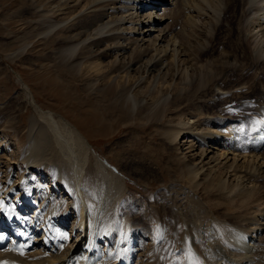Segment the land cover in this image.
Returning <instances> with one entry per match:
<instances>
[{"label":"rangeland","instance_id":"374dc122","mask_svg":"<svg viewBox=\"0 0 264 264\" xmlns=\"http://www.w3.org/2000/svg\"><path fill=\"white\" fill-rule=\"evenodd\" d=\"M87 2L86 0H0V184L2 185L0 193L3 191L0 197L4 204L5 202L7 204V200L21 204L23 203L21 196L29 191L30 186H34L31 187L33 190L35 188L34 192L39 190L43 196H40V193L38 195L37 192L33 193L32 201L39 204V210L42 207L48 208V210L46 208L47 211H42V220L53 216L58 218L62 216V213L72 211L71 221L79 219L78 221L80 223L84 221L82 225L87 227L92 224L95 230L90 226L93 228L89 229L90 234L93 233L91 234L93 237L103 235L105 240H107L105 238L107 232L106 235H111L110 238L114 237V241H118L119 237L121 239V235L123 241L125 239V242L129 241L130 229L132 225H135L132 223H138L148 230L152 237L145 242L142 240L144 245L149 243L143 246L144 250L152 248L156 242L159 244L161 237H163L162 241L165 237L171 239L173 231L184 232L183 220L180 221V225H174V220L171 221V211H168L166 207L167 203L176 200L182 204V207L184 206L183 211L192 218L195 224L194 229L199 231L195 233L206 240H216L220 235V220L232 210L224 207L227 198L214 190L218 185L214 178L208 177L206 181L195 178L192 182L186 177L189 170L187 158L198 161L200 154L198 143L189 153L190 149L186 150L189 146L188 141H184V138L188 140L189 137L185 135L183 138L180 135L182 138L179 143L171 144L163 132L169 125L183 126L180 121H187L188 118L192 122L190 124H193L194 120L204 124L217 119L218 116L246 114L251 110L250 107L233 105L235 101L231 96L234 92L228 94V97L226 95L222 102L214 100L217 96L213 95V89L197 90L196 93L191 90L193 94H196V98H191L194 97L191 91L189 95L183 92L184 96L185 94L188 97L191 96V100L186 99L187 103L185 100L183 106L180 105V110L175 112L172 109L173 95H175L173 89L160 84V82L163 83L168 68L162 72L161 77L160 74L149 76L141 87V92L140 88L135 86L138 82L129 92L136 100L147 98V104L142 109L137 105V101L128 99L126 105L123 100L121 102L102 91H96L89 77L83 75L85 71L80 72L69 68L68 64L60 61L61 58H55L58 41L65 36V33L60 30L61 27L66 28L77 23L87 12ZM166 5L171 8L173 6ZM118 11L107 19L112 20L114 16L130 17L123 9ZM144 13V11L140 12L138 19L147 22L144 20ZM60 21L61 27L58 26L46 32L51 23ZM129 22L124 24L127 30H124L126 33L122 36L124 44L127 45L125 56L136 49V44L131 43V40L143 37L138 34L143 30H133L134 24ZM144 25L143 23L140 27ZM258 29L255 31L256 42L264 40L263 32ZM154 34L151 37L146 35L141 44L144 47L147 46L148 39L152 40ZM107 45L108 42H105L99 48L102 50ZM157 45L163 44L157 42ZM170 48L174 47L168 48L166 56L164 52L162 53L164 67L175 64L179 68L175 78L186 84L191 81L193 72L195 76L197 75L198 69H201L198 64L201 63L197 64L191 60L192 57L184 53L177 56L180 49L176 54L170 51ZM95 49L98 50V47ZM222 49L223 46L218 44L217 50L211 56L212 59L217 60V57L223 55L220 53ZM153 53L156 54V51H152L151 54ZM173 53L174 56H172ZM117 56L111 54L104 58L103 62L105 64L111 62ZM225 57L222 59H226ZM210 58L209 61L212 60ZM125 59L127 61V57H123V60ZM139 67L140 64L134 66L135 72L132 73L134 79H138L141 74ZM196 68L197 71H195ZM168 74L166 76L169 77ZM165 88H169L167 89L169 91ZM129 93H123L122 99L128 98ZM64 122L74 126L89 146L81 143ZM185 153L196 157H185L187 155ZM199 181L206 183L202 182L201 186H195ZM191 182L194 184L192 185ZM20 185H25L24 189H21ZM14 186L16 188L13 191ZM256 192L254 195L264 200V192L261 190ZM215 197H217L216 200ZM74 204H77L78 209ZM260 204L264 207V203L259 201L253 206L254 210L260 209L258 208ZM34 209L28 210L32 218L36 214ZM139 215H164L169 224L174 226L170 227L171 229L165 228L167 231L165 229L159 231L161 224L158 222L148 224L145 217H138ZM34 218V221H39L36 225L46 224L44 222L42 224L40 218ZM71 225L70 223L66 227L67 233ZM15 226L26 228L24 225L21 227L16 224ZM40 231L38 235L43 233L42 230ZM96 231L98 233H95ZM124 235L126 238L123 237ZM182 235L184 234L180 235L178 246L183 242L180 240ZM68 237L67 234L62 235L64 249L73 238L68 239ZM93 237L91 236L92 239ZM138 240L139 238L135 246L141 248V239L140 244L137 243ZM157 244L155 247L158 251L160 250L158 256L162 258L157 256L158 261L154 260L153 264H167L165 260L171 255L173 258L176 249L173 247L172 250L169 245L162 246L164 243L159 246ZM100 245L107 249L104 241H100ZM32 249L30 254L35 251V246ZM141 250H138L139 254L144 251ZM176 254L174 255L177 256ZM182 258L184 259L185 256ZM172 264L175 263L172 262Z\"/></svg>","mask_w":264,"mask_h":264},{"label":"bare ground","instance_id":"6f19581e","mask_svg":"<svg viewBox=\"0 0 264 264\" xmlns=\"http://www.w3.org/2000/svg\"><path fill=\"white\" fill-rule=\"evenodd\" d=\"M86 1H88L87 12L82 18L80 17L77 23L64 28L61 27V21L55 22L48 26V31H46L47 29L45 31L48 33L61 25L60 30L65 33V36L58 41L57 57L55 56V58H61L60 61L68 64L69 68L77 69L80 72L85 71L86 73L83 75L89 77L92 87L96 91H102L107 96L115 97L121 102L124 101L125 104L128 99L137 101V105L142 109L147 104V98L136 100L132 98L129 92L135 86L139 87L141 92V87L149 76L160 74L161 77L162 72L168 68L165 72L163 83L160 82V84L170 87L171 90L173 89L172 91L175 95H173L172 109L175 112L179 111L180 105L183 106L185 100L191 97L185 94L186 98L184 93L189 95L191 90L196 93L197 90L208 89H213V95L217 96L214 100L220 101L225 99L226 95L228 97V94L234 92L231 96L235 101H233V105H244L251 109L248 113L245 112L246 114L218 116L217 119L204 122V124L203 122L200 123L199 120H194L193 124H190L191 120L189 118L187 121L181 119L182 121L179 123L183 126L179 125L180 127H177L178 125H175L173 127V124L169 125L166 131L164 130L165 132L163 133H165L171 144L179 143L180 138L185 137V135L189 139L191 138L190 140H185L183 137L184 141H188L189 146L186 150L190 149L188 150L189 153L194 150L196 143H198L200 146L198 161L187 158L189 170L188 174L186 173V177L192 182L195 178L205 180L211 177L215 181L217 180L216 184L218 185H216L214 190L224 198H227L226 202H224V207L232 209L231 213L224 216L219 222L221 225L219 238L217 237L216 240L210 241L204 239V237L201 238L195 233L199 231L194 229L195 224L192 218L186 214V211H183L184 206L182 207L179 201L173 200L167 203V210L171 211L172 215L171 221L174 220V225L177 226L183 220L185 229L183 233L180 230L173 231L174 237L172 235L171 239L165 237L162 241L163 237L160 238L159 244L162 245L164 243L162 246L169 245L172 250L175 248V252H177V254L172 252L173 258L172 255L168 256L165 262L167 264H172V262L175 264H264V209H261L264 207H261V204L258 207L260 209L255 207L256 210H254L253 207L259 201L264 203L263 198L261 199L259 196L254 195L256 191L260 192L261 190L264 192V40H258L259 42L255 40V31L258 28L264 35V0ZM166 4H172L173 6L172 8L167 7ZM119 9L128 12L130 17L114 16L112 20L107 19L110 15L119 12ZM142 11L145 12L143 15L144 20L147 22L138 19ZM128 21L134 24L133 30H143L138 33L141 36L143 35V37L131 40V43L136 44V49L125 56L127 45L124 44L122 36L126 33L124 30L127 29L124 24ZM143 23L145 25L140 27ZM154 33L157 34L155 35ZM153 34L154 38L152 40L148 39L149 43L144 47L141 41H144L146 35L151 37ZM105 42H108V45L101 50L99 46ZM157 42H162L163 45L158 46ZM218 44L223 46L220 52L223 55L219 54L220 57H217V60L215 58L212 59L211 56L217 50ZM172 46L174 48H170V51H174L176 54L180 49L177 56L184 53L192 57L191 60L197 64L201 63L198 64L201 69L199 68L200 70L198 69V71L197 68L195 69L197 75L195 76L193 72L191 81L186 84H183L182 80H177V77L175 78L179 70L175 64L164 67L162 53L164 52V56H166L168 48ZM97 47L98 50L95 49ZM152 51H156V54H151ZM111 54L118 56L113 61L105 64L103 62L104 58L109 57ZM172 56H174V53ZM221 56H226V59H222ZM123 57H127V61L126 59L123 60ZM209 58L212 60L209 61ZM240 59L241 61H238ZM66 60L68 62H65ZM246 63L249 65L247 66ZM137 64H140L142 69L139 67L141 74L138 79H134L132 73L133 71L135 72L134 66ZM185 71L187 72V70ZM136 83L137 85H135ZM167 89L165 88L166 91H169ZM143 90L145 89L143 88ZM125 92L129 93L128 96L126 94L128 98L122 99V95ZM195 93H191L194 95L191 98H196ZM209 94L211 95V93ZM64 124L69 126L81 143L89 146L74 126L67 122H64ZM187 155L185 157H196L192 154ZM98 161L104 165L100 159ZM202 182H197L195 186H201ZM24 186L20 185V188L24 189ZM0 187H2L1 184ZM31 187L34 186H30L29 191L21 196L23 198V203L21 204H15L10 202V200H7V204L6 202L4 204L0 197V229L8 221L12 220V224H18L21 227L24 225L30 232L25 233L22 231V233H19L21 237H27V242L24 244L19 243L18 250H11L10 246L8 250L0 252V264H153L154 260L157 259L156 257L159 255L158 252L160 250L158 251L155 247L157 244L156 239V244H153V247L150 245L152 248L144 250L143 246L145 247L148 242L145 245L143 243L152 237H150L148 230L141 227L138 223H132L133 221L131 223L135 225H132L130 229L131 238L125 242L126 234L123 236L125 237L123 241L119 231L121 239L119 237L118 241H114V237L110 238L111 235H106L107 232L105 238L109 241L105 240L102 231V236L93 237L91 235L93 233L90 234L89 231V229H93L90 227L92 224L90 223L91 225L89 224L90 226L88 227L83 224L86 226L84 228L82 225L84 221L82 223L78 221L79 219L71 221L72 211L66 214L62 213V216H58V218L50 215L51 218L47 217L42 220L41 213L43 210L47 211L48 208L46 207L47 210L45 207L38 209L40 206L35 201H32V194L40 192L39 190L34 192L35 188L33 190ZM15 188L16 186L13 187V191ZM217 193L215 192L214 194L216 195ZM16 195L18 196L19 194L17 193ZM216 199L217 197H215ZM74 205L73 208L77 204ZM31 209H34L36 213L33 218H40L42 224L43 222L46 223L44 226L41 224L36 225L38 220L34 221L35 218L33 220L29 215L30 213L28 214V210ZM49 210L51 209L49 208ZM140 216L145 217L144 219L148 224L155 222L161 224L159 231L174 226L169 224L164 215H139L138 217ZM114 217L117 218L116 216ZM56 221H59V223H56ZM87 221L90 222L89 219ZM70 223L72 225L68 234L66 227ZM40 230L43 233L38 235V232H41ZM165 230L167 231V229ZM95 233L98 232L96 231ZM63 234H67L69 236L68 239L73 237L65 249L62 245ZM181 234H184L182 239H180L183 242L178 246ZM137 238H139L137 243L140 242V239L141 242L142 240L144 241L142 244H140L141 242L139 243L141 248H136L135 246ZM12 240L15 242L14 239ZM100 241H104V245L107 244V249L100 245ZM31 244L35 246V251H32V254L30 252L28 254V248ZM159 244L157 245L159 246ZM190 244L193 245L190 246ZM189 246L191 247L190 249L188 248ZM141 249L144 251L139 254L138 250ZM183 256H185L184 259L182 258ZM158 257L160 258L161 256Z\"/></svg>","mask_w":264,"mask_h":264}]
</instances>
